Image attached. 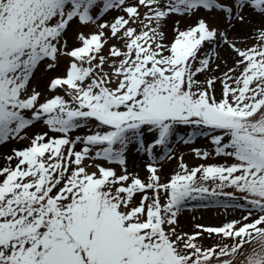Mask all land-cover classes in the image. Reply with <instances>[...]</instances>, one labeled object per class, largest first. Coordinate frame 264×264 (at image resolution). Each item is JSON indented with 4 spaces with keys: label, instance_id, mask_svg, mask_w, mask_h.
<instances>
[{
    "label": "snow or ice",
    "instance_id": "6c2138e0",
    "mask_svg": "<svg viewBox=\"0 0 264 264\" xmlns=\"http://www.w3.org/2000/svg\"><path fill=\"white\" fill-rule=\"evenodd\" d=\"M0 264H264V0H0Z\"/></svg>",
    "mask_w": 264,
    "mask_h": 264
},
{
    "label": "rangeland",
    "instance_id": "374dc122",
    "mask_svg": "<svg viewBox=\"0 0 264 264\" xmlns=\"http://www.w3.org/2000/svg\"><path fill=\"white\" fill-rule=\"evenodd\" d=\"M192 213H189V216L191 215ZM198 214V213H197ZM215 215L214 212H211V213H206V216L211 219L213 216Z\"/></svg>",
    "mask_w": 264,
    "mask_h": 264
}]
</instances>
